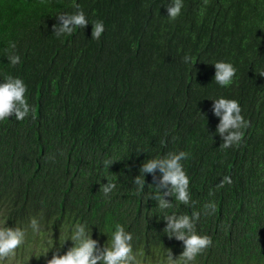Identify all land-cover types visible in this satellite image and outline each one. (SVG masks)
<instances>
[{
	"label": "trees",
	"instance_id": "obj_1",
	"mask_svg": "<svg viewBox=\"0 0 264 264\" xmlns=\"http://www.w3.org/2000/svg\"><path fill=\"white\" fill-rule=\"evenodd\" d=\"M74 3L89 24L57 38L55 16L74 13ZM169 3L0 0V82L22 79L35 109V118L0 121V217L26 230V241H49L42 264L72 247L60 245L80 223L100 246L121 224L142 264H166L167 249L175 258L183 244L168 238L163 216L193 211L201 212L196 231L213 241L195 264H264V0H183L174 21ZM96 21L105 29L98 41ZM218 61L237 69L228 87L214 80ZM221 97L237 100L250 121L228 149L212 113ZM179 151L190 153L182 163L196 203L168 198L174 206L162 212L148 200L152 176L140 195L133 179L144 161ZM106 159L116 162L106 169ZM224 176L232 184L217 187ZM107 182L116 184L110 199L101 191ZM210 201L217 211L204 215Z\"/></svg>",
	"mask_w": 264,
	"mask_h": 264
},
{
	"label": "clouds",
	"instance_id": "obj_2",
	"mask_svg": "<svg viewBox=\"0 0 264 264\" xmlns=\"http://www.w3.org/2000/svg\"><path fill=\"white\" fill-rule=\"evenodd\" d=\"M44 2L45 0H41V3ZM207 2L208 0H205V4ZM73 7L76 9L74 13H60L55 16L58 23L52 26V30L57 38L65 35L70 36L77 29L83 30L89 24L81 6L74 3ZM183 7V0H171V3L166 7L167 17L172 21L176 20L181 15ZM91 25V38L98 41L105 30L104 23L96 21ZM9 48L12 50L7 56L9 63L12 66L22 63L21 57L15 53L16 43L14 41L9 42ZM184 59L185 62L191 60L188 56H185ZM214 68V80L219 86L228 87L234 83L237 69L231 63L218 61L214 64ZM260 75L264 76V73ZM26 94L27 85L18 77L8 75L3 82H0V121L13 116L16 120L22 121L30 114L32 118H35V109L28 103ZM212 113L219 118L216 134L223 141L220 147L228 149L239 146L243 141L244 131L250 126V121L242 115L239 102L223 97L213 100ZM161 143L164 144L165 141H161ZM189 157L190 153L179 151L169 152L159 158L144 161L139 169V175L133 179V183L137 186L136 194L140 195L144 191L145 174H149L152 176L156 192L154 195H149L148 200L156 201L162 212L174 206L172 200L170 201L168 198H175L184 206H194L196 201L191 196L190 177L182 163ZM114 162L116 161L113 159H106L103 161V166L109 169ZM157 173L160 175L158 176ZM226 184H232L230 176H224L217 187L222 188ZM115 189L116 184L112 182L104 183L101 187L103 195L109 199ZM203 209L204 215H213L217 211V205L210 201L203 206ZM200 216L201 212L199 211H193L191 215L173 213L163 216V220L166 222L163 231L169 239L174 238L183 244V251L175 258L171 250L167 249L166 264H195L197 257L203 255L212 246L213 241L210 236L200 235L196 231V224ZM29 226L34 233L41 231V225L36 217L30 219ZM26 236V230L7 226L5 221V224L0 226V261L15 258L17 249L25 244ZM69 240L72 242V247L62 255L57 249L53 252L51 259L46 261V264H142L133 252V234L126 231L121 224L115 225L110 245L100 246L98 241L91 237V230L84 223L77 224L72 235L64 239L60 246ZM48 252L46 251L41 256H46Z\"/></svg>",
	"mask_w": 264,
	"mask_h": 264
},
{
	"label": "rangeland",
	"instance_id": "obj_3",
	"mask_svg": "<svg viewBox=\"0 0 264 264\" xmlns=\"http://www.w3.org/2000/svg\"><path fill=\"white\" fill-rule=\"evenodd\" d=\"M2 225L3 219L0 217V226ZM48 245L49 241L41 243L40 239L35 242L26 241L17 249L15 258L0 261V264H42L46 256L41 255L49 250Z\"/></svg>",
	"mask_w": 264,
	"mask_h": 264
}]
</instances>
